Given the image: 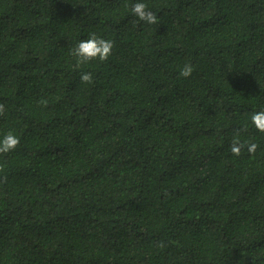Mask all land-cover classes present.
I'll return each instance as SVG.
<instances>
[{"label": "trees", "instance_id": "obj_1", "mask_svg": "<svg viewBox=\"0 0 264 264\" xmlns=\"http://www.w3.org/2000/svg\"><path fill=\"white\" fill-rule=\"evenodd\" d=\"M137 2L0 0V264H264V0Z\"/></svg>", "mask_w": 264, "mask_h": 264}, {"label": "clouds", "instance_id": "obj_2", "mask_svg": "<svg viewBox=\"0 0 264 264\" xmlns=\"http://www.w3.org/2000/svg\"><path fill=\"white\" fill-rule=\"evenodd\" d=\"M132 14L137 17L139 21H143L146 24H156V15L149 11L147 5L138 0L132 6ZM114 43L110 40L98 37L95 33L91 34L87 39L81 40L74 48L71 49L70 54L75 57L77 66L84 65L91 61L98 60L100 62H106L112 54ZM194 71L193 66L190 63H186L180 71L182 77H190ZM81 82L84 84H91L93 82V76L90 72H82L80 75ZM40 103L47 106V100L42 99ZM6 114V108L3 103H0V117ZM251 124L255 129L264 133V111H258L251 114ZM239 133H237L238 137ZM20 145V139L18 136L9 131L0 137V157L7 156L14 152ZM258 145L255 143L244 144L238 138L233 140L230 151L233 155H240L243 148H247L249 153L254 154ZM6 179V178H5Z\"/></svg>", "mask_w": 264, "mask_h": 264}]
</instances>
